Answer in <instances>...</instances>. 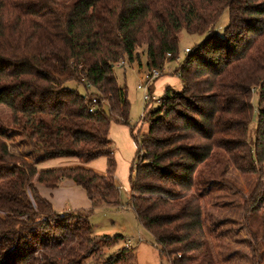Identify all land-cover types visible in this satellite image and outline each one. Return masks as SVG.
Segmentation results:
<instances>
[{
    "label": "trees",
    "instance_id": "1",
    "mask_svg": "<svg viewBox=\"0 0 264 264\" xmlns=\"http://www.w3.org/2000/svg\"><path fill=\"white\" fill-rule=\"evenodd\" d=\"M226 9L219 36L214 27ZM183 31L208 36L176 70L181 87H167L154 109L146 104L148 131L125 207L168 264H219L204 199L219 187L224 156L256 178L243 217L252 264H264V0H0V104L10 111L9 124H0V264L135 259L127 247L105 256L103 247L125 237L95 234L89 221L102 205L123 207L110 129L130 125L131 103L115 66L140 59L145 46L148 70L163 71L179 56ZM12 133L38 161L11 151ZM100 157L104 174L86 166ZM58 158L81 165L40 170L41 160ZM66 179L86 191L90 209L56 212L35 185Z\"/></svg>",
    "mask_w": 264,
    "mask_h": 264
},
{
    "label": "rangeland",
    "instance_id": "2",
    "mask_svg": "<svg viewBox=\"0 0 264 264\" xmlns=\"http://www.w3.org/2000/svg\"><path fill=\"white\" fill-rule=\"evenodd\" d=\"M62 1L71 2L74 0ZM228 23L229 11L226 9L214 27V33L223 36ZM207 36L208 34H190L183 31L180 36L179 56L177 59L169 60L165 64L162 77L169 76L174 80L179 79L176 70L187 57L185 50L187 48L193 49L196 45L201 44ZM138 52L141 54L140 59L135 60L133 63L126 61L125 66L120 64L115 66L118 82L127 87L128 99L131 103L130 125L117 124L114 126L111 135L114 156L117 162L118 176L116 174V183L121 189L120 202L123 207H98L90 213L89 221L95 234H120L125 237V240L117 246L112 248L103 247L102 253L105 256L116 255L123 247H127L126 243L129 242L130 246L127 247L129 248V255L134 252L136 256L131 263L126 264H168L166 259L161 258L152 234L139 224L135 213L125 207L129 197L127 191L129 179L131 174L135 173H132V168H135L134 159L138 143L141 142L143 135L148 131V123L143 121L147 104L144 100L145 91L139 88L141 81L144 79V74L149 72L146 47L139 48ZM156 81L152 83L151 94L157 99L148 103L150 109H154L159 105V98L165 91L163 79L158 78V81ZM67 85L72 88L77 86L75 82H69ZM180 87L177 86L176 88ZM78 88L83 94L86 93L83 86ZM253 103L255 114L252 125L254 126L258 108L256 93L253 96ZM9 116V108L0 104V124H9ZM8 143L12 152L22 155L29 162L38 161L39 154L32 150L26 138L12 133ZM221 158L223 162L220 165L221 175L214 177L219 182V187L208 190L209 194L204 199V219L219 264H252L251 236L244 225L243 216L245 200L251 194L256 178L253 175L242 174L230 164L226 157ZM92 163H94V166L101 168L102 171H107L106 157H100ZM86 261L88 264H96L94 259Z\"/></svg>",
    "mask_w": 264,
    "mask_h": 264
},
{
    "label": "crops",
    "instance_id": "3",
    "mask_svg": "<svg viewBox=\"0 0 264 264\" xmlns=\"http://www.w3.org/2000/svg\"><path fill=\"white\" fill-rule=\"evenodd\" d=\"M160 78L163 79V86L165 87V89L169 86H172L175 88L177 86L178 87L181 86L180 78L177 80H174L169 76L168 77L161 76ZM152 86H151V90H152ZM116 125L117 123H113L111 125L110 138H111V135L113 134L114 126ZM80 165L81 163H79L78 161L72 158H65V159L58 158V159H52V160H41L39 167H40V170H49V169H57V168H64V167H74V166H80ZM86 166L99 173H102V174L106 173L105 171H102L101 168L94 166V163L92 162ZM116 174H117V170H116ZM35 185L37 189L39 190L40 194L42 195V197L46 198L52 203V206L56 212L62 213V212L69 211V210H88L92 206V203L89 200L86 191L81 186L77 185L73 180H69V179L63 180L60 183V185L55 188L46 187L38 182H36ZM128 189H129V186L127 188V191L129 192ZM100 207H106V206L102 205Z\"/></svg>",
    "mask_w": 264,
    "mask_h": 264
},
{
    "label": "built area",
    "instance_id": "4",
    "mask_svg": "<svg viewBox=\"0 0 264 264\" xmlns=\"http://www.w3.org/2000/svg\"><path fill=\"white\" fill-rule=\"evenodd\" d=\"M190 51L189 48H187L185 50L186 53H188ZM171 54H168V57H170ZM120 65L125 66V62L121 61ZM163 75V71L159 70V69H153L152 71H149L148 73L144 74V79L141 81L139 88L143 89L145 91L144 94V100L147 103H150L152 100L157 99L155 97L152 96L151 94V86L152 83L157 80L158 78H160ZM115 179H116V175H115ZM126 246L129 247L130 243L127 242Z\"/></svg>",
    "mask_w": 264,
    "mask_h": 264
}]
</instances>
